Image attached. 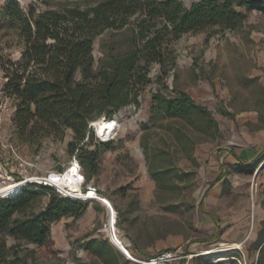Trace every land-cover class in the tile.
Segmentation results:
<instances>
[{
	"label": "rangeland",
	"instance_id": "obj_1",
	"mask_svg": "<svg viewBox=\"0 0 264 264\" xmlns=\"http://www.w3.org/2000/svg\"><path fill=\"white\" fill-rule=\"evenodd\" d=\"M18 1L26 10L34 6L38 11L96 2ZM183 1L190 6L197 0ZM7 2L0 0L4 90V65L19 60L24 48L20 30L6 19ZM239 9L247 15L243 28L216 25L183 34L171 44L175 65L170 58L163 69L153 64L139 104L98 118L108 126L105 136L91 125L96 139L112 141L113 148L101 152L100 173L92 178L79 163L82 184L78 168L72 167L80 161L69 150L73 129L37 133L27 140L14 120L19 99L12 94L0 126V194L45 179L62 195L59 189L82 195L78 199L89 206L80 217L52 222V237L44 245L1 234L9 257L20 254L34 264H104L84 246L97 238L121 253L119 264H150L151 257L168 251L183 255L170 264H264V253L255 246L264 234V12ZM131 43L126 31L98 36L96 65L106 51H125ZM178 90L204 104L211 119L169 117L156 109L154 93L174 95ZM73 169L75 178L66 180ZM50 198V193L43 195L31 210L46 209Z\"/></svg>",
	"mask_w": 264,
	"mask_h": 264
},
{
	"label": "trees",
	"instance_id": "obj_2",
	"mask_svg": "<svg viewBox=\"0 0 264 264\" xmlns=\"http://www.w3.org/2000/svg\"><path fill=\"white\" fill-rule=\"evenodd\" d=\"M239 7L264 12V0H197L190 6L183 0H96L86 8L40 11L8 0L6 19L24 39L21 58L4 65L5 88L19 99L14 120L20 134L31 140L37 133L63 134L73 129L71 154L88 178L98 175L101 152L113 145L110 140L96 139L91 123L132 102L139 104L142 89L151 81L153 64L163 69L170 58L171 66L175 65L171 44L183 34L216 25L222 30L243 28L247 15ZM110 30L128 32L131 47L106 51L96 65L94 42ZM153 101L169 117L211 119V111L184 90L174 95L158 91ZM224 113L233 115L228 110ZM47 193L51 194L47 208L31 210ZM88 206L86 200L31 181L0 196V235L44 245L52 237V222L65 216L80 217ZM84 246L104 264H119L121 253L109 241L93 238ZM255 246L264 253V234ZM6 250L7 243L1 240L0 264H34L20 254L9 257Z\"/></svg>",
	"mask_w": 264,
	"mask_h": 264
},
{
	"label": "built area",
	"instance_id": "obj_3",
	"mask_svg": "<svg viewBox=\"0 0 264 264\" xmlns=\"http://www.w3.org/2000/svg\"><path fill=\"white\" fill-rule=\"evenodd\" d=\"M11 98H12V95L0 87V126L2 124L3 119L5 118V114L7 113L8 109H9V102H10ZM91 125H95L94 121L91 123ZM79 163L80 162L77 161V163H75V164L78 165V168L80 170L81 169V166H80L81 163L80 164ZM84 180H85V176H84V174H82V182ZM41 181H42V183L52 185L50 183H47L46 181H43V180H41ZM62 193L64 195H68L72 198H79V196L80 197L82 196V195H74L71 193H64V192H62ZM182 257H183V255H178V253L175 251H168V252H164V253H161L159 255L151 257L149 259V261H147V262L150 264H170L171 261L176 260V259H180Z\"/></svg>",
	"mask_w": 264,
	"mask_h": 264
},
{
	"label": "bare ground",
	"instance_id": "obj_4",
	"mask_svg": "<svg viewBox=\"0 0 264 264\" xmlns=\"http://www.w3.org/2000/svg\"><path fill=\"white\" fill-rule=\"evenodd\" d=\"M95 125H96V127H97V129H98V132L101 134V135H106V128H108V126H106V125H104L103 124V122H99V120L98 119H96L95 121ZM77 167L78 168V165L77 164H75V165H73L72 167ZM78 172H79V175H80V182L82 183V173L80 172V170H79V168H78ZM76 170L75 169H73V170H71V172H68L67 174H65L64 175V177H66L67 179L66 180H72V179H74L75 178V176H76ZM58 184H61L62 182H63V180H61V177H58V176H53L52 177ZM43 180V179H42ZM43 181H46L45 179L43 180ZM47 182V181H46ZM48 183V182H47ZM51 183V182H50ZM57 187V186H56ZM60 191H62V192H64V193H71V194H74V195H78L76 192L74 193V192H70V191H63V190H61V189H59ZM0 196H1V194H0ZM87 198H90V197H87ZM112 236V235H111ZM113 237V236H112Z\"/></svg>",
	"mask_w": 264,
	"mask_h": 264
},
{
	"label": "water",
	"instance_id": "obj_5",
	"mask_svg": "<svg viewBox=\"0 0 264 264\" xmlns=\"http://www.w3.org/2000/svg\"><path fill=\"white\" fill-rule=\"evenodd\" d=\"M104 117H106V116H104ZM128 257H129V255L127 254V253H125ZM130 258V257H129ZM131 259V258H130Z\"/></svg>",
	"mask_w": 264,
	"mask_h": 264
},
{
	"label": "crops",
	"instance_id": "obj_6",
	"mask_svg": "<svg viewBox=\"0 0 264 264\" xmlns=\"http://www.w3.org/2000/svg\"><path fill=\"white\" fill-rule=\"evenodd\" d=\"M123 253V252H122ZM124 254V253H123Z\"/></svg>",
	"mask_w": 264,
	"mask_h": 264
}]
</instances>
